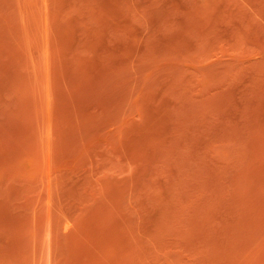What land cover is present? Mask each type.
Masks as SVG:
<instances>
[{
    "label": "rangeland",
    "instance_id": "rangeland-1",
    "mask_svg": "<svg viewBox=\"0 0 264 264\" xmlns=\"http://www.w3.org/2000/svg\"><path fill=\"white\" fill-rule=\"evenodd\" d=\"M0 264H264V0H0Z\"/></svg>",
    "mask_w": 264,
    "mask_h": 264
}]
</instances>
